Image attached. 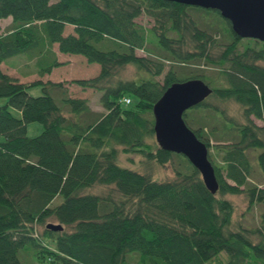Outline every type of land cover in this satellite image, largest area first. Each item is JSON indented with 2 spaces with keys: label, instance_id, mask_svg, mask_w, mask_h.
Here are the masks:
<instances>
[{
  "label": "trees",
  "instance_id": "obj_1",
  "mask_svg": "<svg viewBox=\"0 0 264 264\" xmlns=\"http://www.w3.org/2000/svg\"><path fill=\"white\" fill-rule=\"evenodd\" d=\"M143 14L152 18L148 29L136 21ZM7 17L0 66L25 56L41 78L63 64L54 45L82 55L100 70L70 84L97 92L104 111L66 95L61 81L21 83L0 67V98L7 99L0 105V264H222L223 256L225 264H264V211L246 226L234 219L229 198L243 194L249 211L264 203V188L248 181V151H256L264 178L263 42L237 37L217 10L164 0H0V18ZM127 65L141 75L120 78ZM193 78L212 88L208 97L242 107V123L210 107L208 97L184 113L207 147L210 136L228 138L215 146L221 163L208 153L215 194L183 155L153 139V104L172 83ZM36 83L42 94L30 96ZM193 111L200 116L191 118ZM29 122L43 125L40 134L27 136ZM120 149L161 165L175 155L186 166L157 181L119 165ZM95 185H112L120 198L83 192ZM49 219L63 229H46Z\"/></svg>",
  "mask_w": 264,
  "mask_h": 264
},
{
  "label": "rangeland",
  "instance_id": "obj_2",
  "mask_svg": "<svg viewBox=\"0 0 264 264\" xmlns=\"http://www.w3.org/2000/svg\"><path fill=\"white\" fill-rule=\"evenodd\" d=\"M136 21L145 27L146 29L150 28L153 25L152 18L147 16L146 14L141 15L136 19ZM11 24V17L7 18H0V33H4L9 30ZM73 27L72 26H66L64 34L71 33ZM55 49L56 46L54 45ZM137 55H146L144 51L137 50ZM59 60L60 62H63L62 65H60L58 68L53 70V73L51 75H44L43 77H39V75L36 72V69H34L32 62H25V56H19L13 59H9L6 62L1 64V70L3 72H7L8 74H11L12 76L18 77V79H22L24 81H27L26 83L29 84L35 80L41 79L42 81H47L48 79H52L55 82H62V89L66 90V95H69L71 97L75 98H83L87 99L90 108L99 113L103 112L104 109L99 103V94L93 90H82L78 86L74 84H70V81L74 79H80V78H89L94 75H96L100 67L96 63H88L86 62L85 58L82 55L78 54H59ZM170 63H165V68L162 72V74L157 78L159 81L162 80L163 75L167 72V70L170 68ZM194 67H200L199 69H203V66L196 65ZM193 68V67H191ZM206 70V71H205ZM204 73L205 75L211 77L214 76L215 71L210 68V70L205 69ZM20 73H26L27 76L24 78L23 75H20ZM141 73L137 71L133 66L127 65L123 68H121L118 72V76L120 78H137L140 76ZM221 83H219L220 85ZM217 83V86H219ZM27 92L30 96H39L42 94L41 85L36 83L32 84L27 87ZM132 103L134 102L135 98L131 96ZM207 104L210 107H215L219 111L223 112V116L232 119L236 123H242L244 122V118L242 116V107L240 104H238L236 101L233 100H219L216 97H208ZM7 102L6 98H0V105H5ZM13 114L16 117H20V113L13 109L9 108ZM207 112V111H206ZM208 113V112H207ZM191 118L196 119L200 116L199 111H193L191 112ZM194 119L191 122L192 128H197V125L194 123ZM210 122H212L210 120ZM255 122L259 125L262 123L260 121L255 120ZM206 128L205 131L208 133L210 131V128L213 126L209 124L206 120ZM43 130V125L39 122H29L26 125V134L29 137L36 136L40 134V132ZM220 131V128H216L214 133L215 135H218V132ZM154 139V137H153ZM210 145L208 147V153L211 154V160L215 163H221V153H217L215 150V146L218 145H224L228 142V138L226 136L223 139H216L212 136L209 138ZM152 141V140H151ZM255 152L256 151H248V155L250 157L251 163H252V172L248 179L250 184L258 185L262 188H264V178L262 177L259 168L257 167L255 163ZM118 164L123 167H128L134 170H137L143 174L149 175L152 179L157 181H169L173 180L175 178V172L176 170H183L185 168V163L181 161L179 158H177L175 155L172 156V158L165 164L161 165L160 163H157L154 160H145L140 155L134 154V153H125L122 149L119 151L118 155ZM83 192L86 193H95L99 195H111L116 200L120 198L119 194L115 191L112 185L110 186H104V185H95L93 187H90L88 189H85ZM229 198L232 200L234 204V214L233 217L235 220L241 221L246 226H256L259 221V215L261 212L264 211V203L256 204L250 211L248 209V201L247 198L243 194L238 195H229ZM61 200L58 199L56 203H59ZM56 223L53 219H49L48 223ZM40 230V229H38ZM225 264V256L222 257Z\"/></svg>",
  "mask_w": 264,
  "mask_h": 264
},
{
  "label": "water",
  "instance_id": "obj_3",
  "mask_svg": "<svg viewBox=\"0 0 264 264\" xmlns=\"http://www.w3.org/2000/svg\"><path fill=\"white\" fill-rule=\"evenodd\" d=\"M184 5L217 10L228 20L239 38H252L264 43V0H164ZM212 88L202 79L176 81L169 85L153 104L154 138L165 151L183 155L199 172L205 187L215 194L218 190L208 147L184 121V113L201 104ZM46 229L61 231L63 226L49 222Z\"/></svg>",
  "mask_w": 264,
  "mask_h": 264
},
{
  "label": "crops",
  "instance_id": "obj_4",
  "mask_svg": "<svg viewBox=\"0 0 264 264\" xmlns=\"http://www.w3.org/2000/svg\"><path fill=\"white\" fill-rule=\"evenodd\" d=\"M55 46H56V49H55V47H53V49H54V51L56 52V54H57V58H58V60H59V54H62V53L58 52V51H57V45H55ZM59 61H60V60H59ZM25 62L27 63L28 61L26 60ZM30 63H31V62H30ZM58 67H59V66H58ZM58 67H56V68H58ZM56 68H53L52 71L50 72V74H45V75H51V74L53 73V70L56 69ZM5 73H7V72H5ZM7 74H8V73H7ZM8 75L12 76L11 74H8ZM20 75H23L24 78L27 76L26 73H20ZM12 77L18 79V77H16V76H12ZM38 79H39V78H38ZM18 80H19V82H21V83H26V82H27V81H24V80L22 79V77H21V79H18ZM48 80L53 81L52 79H48Z\"/></svg>",
  "mask_w": 264,
  "mask_h": 264
},
{
  "label": "built area",
  "instance_id": "obj_5",
  "mask_svg": "<svg viewBox=\"0 0 264 264\" xmlns=\"http://www.w3.org/2000/svg\"><path fill=\"white\" fill-rule=\"evenodd\" d=\"M130 101H131L130 98H124V99H123V102H124L125 104H129Z\"/></svg>",
  "mask_w": 264,
  "mask_h": 264
}]
</instances>
